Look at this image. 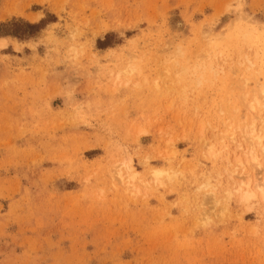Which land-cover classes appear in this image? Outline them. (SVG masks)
<instances>
[{
  "label": "rangeland",
  "instance_id": "rangeland-1",
  "mask_svg": "<svg viewBox=\"0 0 264 264\" xmlns=\"http://www.w3.org/2000/svg\"><path fill=\"white\" fill-rule=\"evenodd\" d=\"M257 92L264 0H0V264H264Z\"/></svg>",
  "mask_w": 264,
  "mask_h": 264
},
{
  "label": "bare ground",
  "instance_id": "bare-ground-1",
  "mask_svg": "<svg viewBox=\"0 0 264 264\" xmlns=\"http://www.w3.org/2000/svg\"><path fill=\"white\" fill-rule=\"evenodd\" d=\"M39 17H34V18H30L31 21H36L38 20ZM236 25V23H235ZM234 25V26H235ZM249 25V24H248ZM236 28V26H235ZM233 29V27H232ZM240 29V28H239ZM237 29V32H235L236 34H239L240 32H242V30H239ZM245 29V28H244ZM243 29V33L242 35L240 36H243V37H249L250 35V31H248L247 29L244 30ZM233 31V30H232ZM252 31V30H251ZM231 32V31H230ZM229 33V32H228ZM234 33V31H233ZM232 35V34H231ZM237 37V36H236ZM260 37V35H259ZM220 38V37H219ZM250 38V37H249ZM261 38V37H260ZM230 39V38H229ZM239 39V38H238ZM256 39V38H255ZM259 39V38H258ZM243 40V39H242ZM244 40H248V39H244ZM252 40V39H251ZM263 40V38H262ZM216 42H217V39H216ZM235 42V41H234ZM219 43H220V40H219ZM252 43V42H251ZM233 45V43H232ZM249 45H250V42H249ZM234 47V46H233ZM237 53V52H236ZM254 53V51L252 52ZM201 54V52H200ZM248 56V55H247ZM254 57V55H253ZM229 58V57H228ZM230 59V58H229ZM245 61V60H244ZM253 61V60H252ZM253 67V66H252ZM251 70V69H250ZM216 73V72H215ZM217 77V75H216ZM200 80V79H199ZM198 82V81H197ZM196 82V83H197ZM200 83V82H199ZM259 84V83H258ZM263 86V84H261ZM259 88V87H258ZM257 88V90H259ZM256 90V91H257ZM249 93V92H248ZM260 92H257V95L259 94ZM256 94V93H255ZM254 94V95H255ZM255 95V96H257ZM264 96L262 93H260V97H255L254 101L253 99L251 101L253 102H250L247 104H245V106L247 105V107L245 108L244 104H243V107L245 108V111L247 113V117L250 118L248 120V125L244 124V121L246 120V116H245V119L241 120V118L239 119V121H237V123L241 122L243 123L244 125V129H245V132L247 131L248 134H249V138L246 137L244 135V139L248 138L250 140V143H249V147H247V150H245V157L246 160L244 161L243 158L242 160L240 159L238 161V163L240 165H242L244 162H246V164L248 166H250L251 169H258V170H264V98L262 97ZM253 98V96H252ZM247 100V99H246ZM245 102V101H244ZM246 103V102H245ZM243 108V109H244ZM234 110V109H233ZM235 111V110H234ZM233 111V112H234ZM244 113V112H243ZM234 115L236 113H233ZM234 118V116H233ZM229 119V118H228ZM227 119V120H228ZM236 119V118H235ZM232 124V123H231ZM234 124V123H233ZM246 125V126H245ZM244 133V131H243ZM247 134V135H248ZM246 139V140H248ZM248 143V141H246ZM259 147L261 148V150L259 149ZM263 156V157H262ZM163 174V173H161ZM160 174V175H161ZM159 175V176H160ZM132 176V175H131ZM158 176V177H159ZM257 181V180H256ZM262 184H264L263 180L261 181ZM246 188L243 189V187H238L236 188L235 190L239 191L241 193V199L243 201H249L253 198H256L258 197V192L259 190L258 189H261V185L259 183H256L255 186L253 188L250 189V183H247L245 184Z\"/></svg>",
  "mask_w": 264,
  "mask_h": 264
},
{
  "label": "trees",
  "instance_id": "trees-1",
  "mask_svg": "<svg viewBox=\"0 0 264 264\" xmlns=\"http://www.w3.org/2000/svg\"><path fill=\"white\" fill-rule=\"evenodd\" d=\"M32 28H34V26H31Z\"/></svg>",
  "mask_w": 264,
  "mask_h": 264
}]
</instances>
